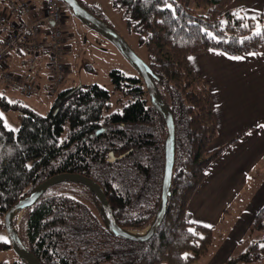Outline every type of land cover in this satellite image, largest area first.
<instances>
[{"label": "trees", "instance_id": "trees-1", "mask_svg": "<svg viewBox=\"0 0 264 264\" xmlns=\"http://www.w3.org/2000/svg\"><path fill=\"white\" fill-rule=\"evenodd\" d=\"M193 1L194 7H188L185 0L115 3L123 10L128 27L140 34L147 46L158 92L176 123L172 195L162 224L147 242L117 237L91 189L58 183L26 210L19 232L27 250L43 264H194L216 244L213 228L192 221L189 204L211 164L238 139L215 150L210 148L218 133L214 104L208 82L191 68L190 58L210 50L231 56L261 52L264 14L258 19L244 18L229 10L234 0ZM7 5L0 0V14L17 27L22 20H39L41 31L47 29L43 18L36 16L34 3L33 12L26 17ZM41 6L43 13V3ZM84 7L101 19L97 7ZM38 40L48 42L46 36ZM25 51L29 64L32 54ZM45 53L48 55V50L42 48L41 56ZM62 61L66 64L64 58ZM110 76L117 91L126 98L131 96L121 111L110 112V92L97 84L51 96L50 83L46 93L54 101L46 115L22 101L11 102L0 91L2 218L44 181L69 173L90 178L103 188L122 228L141 231L150 226L161 203L166 124L151 105L141 78L127 77L120 71H112ZM6 112L18 113V131L6 125ZM85 193L94 199L95 208L85 201ZM251 231L264 234V206ZM11 249L15 250L11 243L0 242V251ZM263 258L264 246L256 242L225 264H250ZM13 264L27 263L19 258Z\"/></svg>", "mask_w": 264, "mask_h": 264}, {"label": "crops", "instance_id": "crops-1", "mask_svg": "<svg viewBox=\"0 0 264 264\" xmlns=\"http://www.w3.org/2000/svg\"><path fill=\"white\" fill-rule=\"evenodd\" d=\"M31 1L38 9L36 16L42 19V0ZM185 2L194 7L193 0ZM229 10L247 19H258L264 14V0H234ZM10 34V29L0 34V46ZM70 49L67 46L64 58L68 76L72 72V65L67 63ZM47 56H40L36 71L39 85L32 97H26L20 87L1 81L0 91L8 99L13 98L11 102L25 103L24 98H33L38 106L48 107L49 112L54 98L46 93L52 82ZM8 64L11 71L23 76L28 67L27 51L10 52ZM190 66L208 82L212 95L218 133L210 148L215 150L238 139L211 164L189 204L192 221L215 231L217 249L207 264H225L245 240L251 242L253 237H248V233L264 206V50L242 56L210 50L192 56ZM65 82L59 92L69 90ZM16 94L21 97L18 99ZM27 106L36 112L34 105Z\"/></svg>", "mask_w": 264, "mask_h": 264}, {"label": "rangeland", "instance_id": "rangeland-1", "mask_svg": "<svg viewBox=\"0 0 264 264\" xmlns=\"http://www.w3.org/2000/svg\"><path fill=\"white\" fill-rule=\"evenodd\" d=\"M79 1L88 8L97 7L101 19L104 20L120 36H122L141 59L150 64L151 56L147 46L141 42L140 34L131 31L128 27L123 10L119 6L115 5L116 0ZM65 17L68 19L66 24L63 25V30L66 33L65 42L68 48H71L67 51L68 59L70 60L67 63L72 65V72L69 74L68 79L65 82V88L68 87L71 89L82 85L97 84L110 92L112 103V110L110 112L121 111L123 106L128 104L131 96L126 98V96L124 97L121 92L115 89L110 74L112 71H120L127 77L140 78L137 68L120 53V51L104 34L94 29L86 22L75 17L70 9L67 10L65 8ZM63 58H65V55ZM19 96L20 95L16 94L18 99ZM9 100L13 101L14 99L9 97ZM23 101L26 105H34L38 114L46 115L48 113V107L38 106L33 98L28 100L24 98ZM3 115L8 128L18 131L20 128L18 113L6 112ZM65 192L67 193L68 191L65 190ZM84 199L91 207H96L94 199L88 193H85ZM21 214L23 215L22 218H19V215L15 217V230L18 234L19 232L22 233V223L26 215V211H23ZM18 218L21 220L18 221ZM147 229L148 228L141 231H131L145 233ZM217 233L219 234V232ZM248 235L250 238L253 237L251 242L248 243V241L245 240L244 245L236 250L233 258L238 257L242 254V252H245L248 247L256 242H259L261 243V246H264L263 233L251 231ZM0 242L10 243L9 237L4 228V218H2V216H0ZM216 249L217 241L216 247L212 249L210 255L207 258H202L194 264H207L208 259H211ZM18 259L19 256L13 249L0 251V264H13ZM250 264H264V258Z\"/></svg>", "mask_w": 264, "mask_h": 264}, {"label": "water", "instance_id": "water-1", "mask_svg": "<svg viewBox=\"0 0 264 264\" xmlns=\"http://www.w3.org/2000/svg\"><path fill=\"white\" fill-rule=\"evenodd\" d=\"M72 11L75 17L86 22L94 29L104 34L109 41L120 51V53L137 68L139 76L142 79L146 90L149 95L150 103L154 109L159 112L165 121L167 128V137L165 139V166L164 177L162 182L161 203L157 215L153 222L148 227L145 233H137L128 229L122 228L116 221L112 207L104 193L103 188L94 183L90 178L73 175L69 173L55 175L42 184H40L29 196L18 201L11 209L5 214L4 226L9 237L11 245L15 248L19 258L27 264H43L25 247L20 235L15 230V217L18 212L26 211L31 208L50 188L58 183L68 182L79 184L91 189L98 197L104 212L107 224L112 233L124 238L128 241L143 243L149 241L160 225L167 213L168 202L172 195L171 186L173 181L175 162H176V142L177 130L176 123L172 112L167 107L165 101L161 98L156 81L158 80L152 67L141 59L138 54L132 49L127 41L114 31L106 22L96 17L88 11L79 0H62ZM18 221L20 219L18 218Z\"/></svg>", "mask_w": 264, "mask_h": 264}, {"label": "built area", "instance_id": "built-area-1", "mask_svg": "<svg viewBox=\"0 0 264 264\" xmlns=\"http://www.w3.org/2000/svg\"><path fill=\"white\" fill-rule=\"evenodd\" d=\"M8 3L9 9L20 11L26 17L33 12V3L28 0H3ZM43 21L47 23V29L41 31L40 22L29 23L26 20L14 25L8 16L0 14V33L11 30V34L0 48V81L13 88L20 87L25 96L30 97L35 93L38 77L37 65L42 53V48L48 50L49 67L52 73V82L49 89L51 96H57L61 85L68 77V67L62 58L67 49L65 42L66 33L63 25L68 19L65 17V6L59 0H42ZM46 36V44L38 40V37ZM46 46V47H44ZM29 50L31 59L26 73L23 76L15 74L9 67V53L12 50Z\"/></svg>", "mask_w": 264, "mask_h": 264}, {"label": "bare ground", "instance_id": "bare-ground-1", "mask_svg": "<svg viewBox=\"0 0 264 264\" xmlns=\"http://www.w3.org/2000/svg\"><path fill=\"white\" fill-rule=\"evenodd\" d=\"M22 212H18V214H16L17 216L19 215V218H22L23 217V215L21 214ZM16 216V217H17ZM21 220V219H20Z\"/></svg>", "mask_w": 264, "mask_h": 264}]
</instances>
